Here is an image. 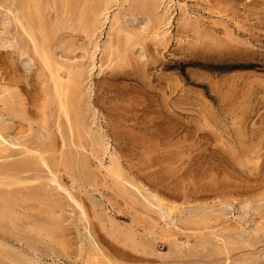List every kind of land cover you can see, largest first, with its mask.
I'll return each mask as SVG.
<instances>
[{"label": "rangeland", "instance_id": "obj_1", "mask_svg": "<svg viewBox=\"0 0 264 264\" xmlns=\"http://www.w3.org/2000/svg\"><path fill=\"white\" fill-rule=\"evenodd\" d=\"M71 1L49 0L45 16L64 65L113 40L95 52L92 124L78 134L57 122L48 72L8 42L21 36L0 15V130L58 163L61 189L41 180L56 218L33 224L54 259L85 264L91 240L113 264H264V0H124L133 17L100 36L95 15L116 1L75 12ZM25 228L13 233L38 239Z\"/></svg>", "mask_w": 264, "mask_h": 264}, {"label": "bare ground", "instance_id": "obj_2", "mask_svg": "<svg viewBox=\"0 0 264 264\" xmlns=\"http://www.w3.org/2000/svg\"><path fill=\"white\" fill-rule=\"evenodd\" d=\"M114 1L116 8L111 10L112 15L106 6L101 13L95 15V21L101 22L100 27L95 29L96 35L102 34V24L106 22L120 28L121 22H127V19L133 17L129 9L122 6L124 0ZM71 3L72 12H75L81 6L82 0H72ZM48 4L49 0H0V15L10 21L21 36L19 42L16 41L17 44L14 43V38L9 39L8 42L18 45L21 55H26L29 49L41 59L49 74V86L56 103L57 122L63 120L69 135L73 132L78 134L82 130L87 132L92 122L89 124L85 122V106L90 105L91 89L90 83L86 86L85 82L96 66L95 52L98 51L102 57L113 49L112 36L107 32L104 41H94L93 53L88 55L85 64L74 66L68 63L69 65L66 66L57 58L46 33L45 16ZM4 34L8 35L9 32L4 31ZM3 124L4 119L0 113V128ZM71 142L74 143L73 140ZM14 145L17 147L15 150L5 144L0 130V257L6 264H59L54 259L55 252L49 249L50 239L47 243L42 241L46 238L43 235L46 231L45 227L41 223L33 226L35 222L46 220L45 216L56 218V212L49 207L51 192L41 184V180L46 179L55 185V189H61L57 176L53 173L58 163L47 156L48 149L42 143ZM78 174L83 176L80 171ZM67 196L73 200L70 193H67ZM21 223L26 224L25 231L38 239L20 235L18 237L15 232L13 233ZM44 243L47 245L43 246ZM88 244L92 253L87 259H83V263L113 264L99 251L94 242L90 240ZM48 257L50 261L47 260Z\"/></svg>", "mask_w": 264, "mask_h": 264}]
</instances>
